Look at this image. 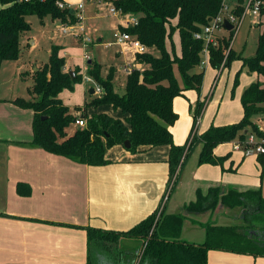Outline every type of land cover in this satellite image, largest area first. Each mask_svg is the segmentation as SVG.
I'll use <instances>...</instances> for the list:
<instances>
[{
    "label": "trees",
    "instance_id": "1",
    "mask_svg": "<svg viewBox=\"0 0 264 264\" xmlns=\"http://www.w3.org/2000/svg\"><path fill=\"white\" fill-rule=\"evenodd\" d=\"M57 1L61 0H0V66L4 60L19 56L21 36L30 30L26 16L37 15L43 18L49 15L61 23L77 21L75 9L59 8ZM224 2L113 0L115 8L138 19L136 25L124 30L147 47L159 50L160 55H136L135 62L140 63L141 68H134L127 74L123 94L115 92L111 72L102 78L100 65L93 60L89 61L87 75L101 86L103 92L85 103L83 109L87 105L94 108L110 105L120 111L122 118L104 112L86 114L82 111L79 116L85 119L86 125L69 129L78 117L74 112L79 107L70 108L65 105L58 94L64 88L72 89V84L78 80L63 71L65 59L58 54L60 48L52 46L48 64L33 74L31 91L34 98L26 101L17 97L12 100L17 106L33 111L31 145L78 163L104 165L109 163L105 158L106 150L114 145H123L125 140L130 141L128 150L131 152L139 147L165 144L170 147L168 165L172 176L184 153V146L173 142L170 131V126L178 118L172 102L187 89H200L204 71L198 67L201 66L203 43L193 35L217 14ZM172 19L177 20L175 30L180 44V55L173 56L165 47L166 39L172 32L171 26L168 29ZM218 43L217 47L210 48L209 56V63L216 69L231 60L229 51L223 61V38L218 39ZM238 58L241 67L235 76V85L242 68L264 76V25L258 36L254 56ZM175 68L180 80L175 74ZM240 103L243 114L239 121L210 126L199 135L201 149L198 164L219 163L221 160L214 155V148L235 139L244 141L250 128L258 136L263 135L251 117L264 112V86L259 82L249 84L240 95ZM200 112L201 106L196 104L193 116L195 121ZM259 161L262 163V157H259ZM218 203L224 209L240 207L243 210L242 218L232 223L210 218L198 223L204 229V239L200 243L180 238L186 218L206 211L213 212ZM153 215L154 212L125 231L87 227L86 264H99L101 260L113 264H207L210 249L264 256V197L260 189L239 191L228 188L222 193L219 187H209L205 193L198 191L195 200L184 204L178 212L164 215L156 228L151 230ZM120 236L141 238L138 254L120 253L117 248Z\"/></svg>",
    "mask_w": 264,
    "mask_h": 264
},
{
    "label": "crops",
    "instance_id": "2",
    "mask_svg": "<svg viewBox=\"0 0 264 264\" xmlns=\"http://www.w3.org/2000/svg\"><path fill=\"white\" fill-rule=\"evenodd\" d=\"M61 1L66 5L69 2ZM80 2L83 3V14L84 2ZM112 15L116 16L119 26L121 16ZM84 21L85 17L83 23L87 29ZM28 36L27 32L22 34L20 47H24L22 38ZM32 42L30 46L34 45L33 38ZM62 51L60 48L58 54L64 57ZM85 55L89 57V54ZM70 67L73 68L65 60L63 70ZM242 70L247 71L245 68ZM251 73L258 80L260 75ZM249 84H245L242 91ZM261 85L264 86V82ZM90 89L91 86L86 88L89 97L92 96ZM214 94L215 91L212 100ZM60 96L61 92L58 98L71 107ZM16 97L0 99V264H86L87 227L125 231L162 206L171 213L180 211L184 204L195 200L198 191L205 193L209 187H219L221 192L228 188L239 191L260 189L264 196L263 184L259 185L258 179L248 182L238 175L242 172V159L239 164L242 166H238L239 173L235 178L209 166L210 163H197L201 142L200 134L197 135L194 130L196 126L193 128L195 137L182 142L190 124L188 116L182 130H173L175 122L170 126L173 142L184 146L180 163L170 180L169 145L139 147L135 152L123 145H114L106 150L105 158L109 163L104 165L78 163L31 145L33 111L14 104L12 100ZM175 99L172 102L174 112L179 106ZM195 105L190 104L192 118ZM111 108L110 105L85 107L87 114L104 112L122 118L121 113H113ZM239 117L240 114L232 117L227 124L234 123ZM199 121L200 116L196 124ZM175 135L180 136V141ZM236 151L243 154L242 150ZM247 157H256L257 161L262 157L261 165L264 163L263 155ZM226 210L222 207L213 220L227 218L229 213ZM209 213L212 212L186 218L180 238L202 242L204 229L198 223L211 218ZM141 244V238L120 236L117 248L122 254L135 256ZM103 262L107 261L101 260L99 264ZM207 264H264V256L210 249Z\"/></svg>",
    "mask_w": 264,
    "mask_h": 264
},
{
    "label": "rangeland",
    "instance_id": "3",
    "mask_svg": "<svg viewBox=\"0 0 264 264\" xmlns=\"http://www.w3.org/2000/svg\"><path fill=\"white\" fill-rule=\"evenodd\" d=\"M68 1L69 2L65 1L67 5L70 8H74L81 0ZM82 1L84 2L82 15L85 17L84 22L87 26L86 30L88 37L90 38V44L87 48L84 47L77 38L64 34L61 30L62 23L58 19H54L49 15L43 18H39L37 15L26 16L25 19L30 25V30H28L27 33L34 39V45H29V43H33L30 36L22 38L24 40V47H20L19 56L16 59L4 60L1 63L0 99H10L15 96L26 101L33 99L31 91L33 86V74L44 65L48 64L49 52L52 46H58L63 49L62 54L66 62L73 66V68L70 67L67 68L66 71H63L70 74L72 72L73 76L78 80L72 84V89L64 88L60 96L65 100L66 104L71 105L70 108L75 106L79 107L78 111L74 112L76 113L75 115L79 116L82 111H85L87 114L88 111L83 109L84 104L88 103L93 97L99 96V94L95 92L92 93L91 97L86 94L87 87L91 86V88L94 89L95 84H98L95 81L89 83L83 80V75H87L88 60H93L100 65V76L102 78H106L111 72L115 92L118 94L124 93L127 74L123 71V68L121 69L123 72L119 69L122 65L131 64L133 62V54L129 51H121V47L113 43V32L118 28H123H121V25L118 26L116 16H113L109 11V8L114 6L112 3L113 0ZM235 2H232V6L241 22L233 31L228 33L221 32L224 40V44L222 45L224 47L223 61L226 59L229 51L231 54V58L229 59L231 60L228 63H223L218 69L211 66L209 62L201 65L198 68L204 71V75L200 89H187L183 91L182 95L175 97V103H179V106L175 109V112L178 114V119L173 124V130L174 128H178L179 130L184 128L183 124L187 120L186 116H188L190 122L185 135L186 138L183 136L182 142L187 141V138L192 140L195 137V134H193V128L195 126L196 129L194 128V130L197 132V135H199L210 126L227 125L232 117L240 114V117L236 118L235 122L239 121L243 114L239 97L243 87L247 83L259 82L261 84L264 82V76H260L257 80L255 74L241 70L238 75V82L236 85L234 84L237 71L241 67V60L238 57L247 58L254 56L258 36L264 25V0H261L262 5L260 6L259 15L257 16L249 14L247 8L248 0H235ZM238 6L240 8H237ZM237 9L238 11L236 12ZM95 10H97L96 13ZM176 23V19L171 20L168 29L171 26L170 29L172 32L171 35L167 37L165 45L166 50L171 56L180 55L179 37L175 30ZM99 37L101 38L100 41H98ZM106 43H108V46H105ZM85 53L89 54L88 58H85ZM145 54L158 57L160 52L156 48L147 47ZM175 74L180 80L177 68H175ZM214 91L215 94L212 100L211 98ZM194 103L200 104L201 106L200 121L198 124H196L194 117L192 118L190 115V104L192 105ZM87 107L92 108V106L88 105L86 108ZM110 110L113 113L114 111H118L117 113L120 114L118 109L111 108ZM251 120L257 128L258 126L264 128V112L254 114ZM75 127L74 125H70L69 129ZM249 130L251 132V128ZM179 137L180 136L175 135V138L180 141L181 138ZM234 141L237 142V139ZM234 141L218 144L214 148V155L221 161L217 164L210 163L209 166L218 168V170H223L226 174H230L231 177L235 178L236 174L239 173L238 166L242 159V172L238 175L245 177L243 180L248 182H251L253 179H258L259 185L263 184L262 194L264 195V163L261 165L259 161L255 160L256 157L248 158L247 156H243L239 151H236L233 147ZM173 177L174 174L170 177V180L173 179ZM221 209L222 205L218 203L213 212L211 214L209 213V216H211V218H209L213 219L220 213ZM227 210V213H229L227 218L218 217L217 221L232 223L233 220H237L243 215V210L240 207ZM167 214H171V212H169L165 206L156 210L153 215L151 230L156 228L158 222ZM207 216L208 213H206V217ZM230 217H232V219ZM205 219L203 221H205Z\"/></svg>",
    "mask_w": 264,
    "mask_h": 264
},
{
    "label": "built area",
    "instance_id": "4",
    "mask_svg": "<svg viewBox=\"0 0 264 264\" xmlns=\"http://www.w3.org/2000/svg\"><path fill=\"white\" fill-rule=\"evenodd\" d=\"M231 0H225L222 4L220 9L218 10L217 14L212 17L207 24H204L199 31L194 33V38L202 40L203 47L200 53L201 55V65L207 64L209 62L210 56V48H215L218 46V39L222 38L221 32H231L235 28L238 27L239 23V16L235 13V10L232 6ZM56 4L59 8L69 7L63 1H57ZM262 5L261 0H248L247 8L249 14L253 16L259 15V9ZM82 7L83 3H78L75 6V13L77 17V21L74 23H62L61 30L66 35H71L79 40L83 46L86 47L90 43V38L88 37V33L86 27L83 23V15H82ZM110 13L117 14L121 16L120 25L121 28H118L113 33V43L117 46L121 47V51H129L133 54V62L131 64L123 65V71L126 74L131 73L134 68L140 69L141 64L135 62L136 55L138 54H145L147 46L140 42L139 39L134 37L132 34H129L124 29L134 26L137 24L138 19L136 16L130 14H123L120 9L113 7L109 8ZM228 20L232 24V29L227 30L223 27V21ZM85 58H88L85 55ZM223 65V63L221 64ZM221 67V66H220ZM83 80L86 82H93L94 80L88 76L83 75ZM94 92L97 94L102 93V88L98 84H95ZM198 121V120H197ZM73 125L76 127H84L86 125L85 119L81 116H78L74 119ZM258 130L263 133L262 136H258L255 132H247L246 138L244 141L234 142V149L235 150H242L245 156L247 155H263L264 154V128L262 126H258Z\"/></svg>",
    "mask_w": 264,
    "mask_h": 264
},
{
    "label": "water",
    "instance_id": "5",
    "mask_svg": "<svg viewBox=\"0 0 264 264\" xmlns=\"http://www.w3.org/2000/svg\"><path fill=\"white\" fill-rule=\"evenodd\" d=\"M231 1L235 2V0H231ZM223 27L226 28L227 30H231L233 26H232V24H231L230 22H228V20L225 19V20L223 21ZM89 61H90V60H89ZM89 61H88V62H89ZM71 75L73 76V73H72V72H71ZM89 92H90V93H93L94 90L91 88V89L89 90ZM130 145H131V143H130L129 140H125L124 143H123V146H124V148H126V149H128V148L130 147ZM102 264H111V263L103 262Z\"/></svg>",
    "mask_w": 264,
    "mask_h": 264
}]
</instances>
